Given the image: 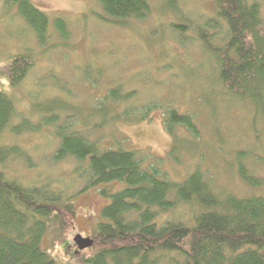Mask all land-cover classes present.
<instances>
[{
  "label": "rangeland",
  "instance_id": "1",
  "mask_svg": "<svg viewBox=\"0 0 264 264\" xmlns=\"http://www.w3.org/2000/svg\"><path fill=\"white\" fill-rule=\"evenodd\" d=\"M31 1L51 22L58 16L66 19L68 37L60 36L51 23L50 37L40 43L17 3L0 0V64L18 53L34 60L21 85L10 86L5 71L0 85L22 116L35 112L36 119L53 108L54 121L37 133L7 132L2 139L32 155L34 167L15 170L20 181L27 186L51 182L52 188L71 195L78 208L73 225L60 238L55 233L45 238V247L59 264H84L81 256L93 254L92 246L79 249L74 237L92 238L108 202L101 186L84 189L88 179L74 173L80 164L75 158H53L60 143L56 133L64 125L103 149L135 150L170 179L183 180L198 168L219 194L264 196V85L257 83L254 99L223 88L220 57L199 37L204 24L209 34L216 33L210 43L226 42L219 20L207 24L216 17V0H177V7L167 0H148L151 9L145 18L120 23L107 20L115 19L98 0ZM251 1L259 3L264 22V0ZM172 22L185 23L188 29L180 31ZM112 88L119 90L116 98L107 94ZM170 108L191 115L198 132L176 124L169 133L165 119ZM240 163L263 183L248 185L241 179Z\"/></svg>",
  "mask_w": 264,
  "mask_h": 264
},
{
  "label": "trees",
  "instance_id": "2",
  "mask_svg": "<svg viewBox=\"0 0 264 264\" xmlns=\"http://www.w3.org/2000/svg\"><path fill=\"white\" fill-rule=\"evenodd\" d=\"M11 1L17 3L21 18L40 43L50 37L51 23L60 36L68 37L63 17L51 22L31 0ZM98 1L115 19L107 20L115 23L143 19L151 9L148 0ZM167 1L177 7V0ZM216 1V17H210L207 24L219 20L226 42L221 46L210 43L216 33L209 34L204 22L199 37L220 57L223 88L231 95L254 99L257 83L264 85L260 5L251 0ZM172 26L183 32L188 29L185 23L172 22ZM33 66L30 55L18 53L0 64V74L5 71L9 85L17 87ZM107 94L116 98L119 90L112 88ZM53 110L35 120V112L24 117L14 98L0 85V264H59L45 247V238L49 233L60 238L77 217L71 195L52 188L51 182L27 186L17 178L15 170L34 167V160L21 145L2 139L7 132L12 136L37 133L54 121ZM15 119L19 121L14 123ZM165 124L171 134L176 124L193 134L198 132L191 115L172 108L167 110ZM68 128H58L60 143L53 158H75L80 164L74 173L88 179L84 189L101 186L100 194L108 199L96 221L93 254L80 258L84 264H264V196L219 194L198 168L183 180L170 179L155 163L147 165L135 150L103 149ZM238 173L248 185L263 183L243 163ZM117 182L122 183L120 188H115Z\"/></svg>",
  "mask_w": 264,
  "mask_h": 264
},
{
  "label": "water",
  "instance_id": "3",
  "mask_svg": "<svg viewBox=\"0 0 264 264\" xmlns=\"http://www.w3.org/2000/svg\"><path fill=\"white\" fill-rule=\"evenodd\" d=\"M74 240L79 249H84L86 247L92 246L94 243V239L91 237H84L81 234H77L74 237Z\"/></svg>",
  "mask_w": 264,
  "mask_h": 264
}]
</instances>
